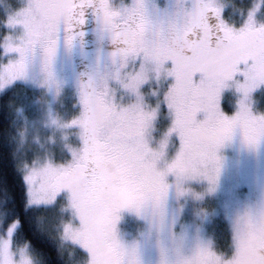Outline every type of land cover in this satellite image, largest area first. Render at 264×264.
Instances as JSON below:
<instances>
[{"label":"rangeland","instance_id":"obj_1","mask_svg":"<svg viewBox=\"0 0 264 264\" xmlns=\"http://www.w3.org/2000/svg\"><path fill=\"white\" fill-rule=\"evenodd\" d=\"M33 3L0 0L1 25L28 19ZM188 30L185 20L170 21L139 63L119 70L112 43L93 38L94 84L86 93L68 52L59 54L50 81L39 77L31 86L32 108L22 126L26 138L18 137L21 162L26 153L35 155V166L55 176L41 200L51 205L46 208L62 226L63 239L87 252L79 264H123L124 249L132 247L138 248L140 264H160L161 238L175 243L186 264L202 250L220 257L214 264H243L249 257L232 251L238 236L247 233L253 243L264 238L253 227L264 216V137L245 134L249 113L264 116V88L259 83L245 88L237 75L250 67H239L244 53L264 54V40L233 35L216 48L200 38L189 46ZM133 79L144 86L131 87ZM228 126L234 132L221 147L217 138ZM88 128L92 142L89 133L85 137ZM185 152L199 159L202 174L183 192L174 191L162 210L144 192ZM217 156L222 168L213 184L208 172ZM90 159L96 162L91 172Z\"/></svg>","mask_w":264,"mask_h":264},{"label":"snow or ice","instance_id":"obj_2","mask_svg":"<svg viewBox=\"0 0 264 264\" xmlns=\"http://www.w3.org/2000/svg\"><path fill=\"white\" fill-rule=\"evenodd\" d=\"M31 9L28 19L0 25V119L3 120L0 138L8 144L17 137L21 141L26 138V126L17 127V122L31 111V86L39 77L51 80L61 52L71 53L86 47L93 38L103 44L110 41L116 48L111 57L117 70L133 60L139 63L140 55L154 45L158 31L163 38L164 26L172 20H185L188 35L196 31L202 42L211 48L227 44L233 35L264 40V0H239L238 3L237 0H34ZM244 55L239 67L244 68L246 64L250 67L237 73L244 87L255 88L259 83L260 88H264V54ZM76 75L82 80L87 76L83 88L85 93L91 91L92 76L84 72ZM137 85L144 86L142 81L133 79L130 86ZM150 120L151 116L147 115L146 123ZM249 120L246 136L264 137V116L249 113ZM233 132L232 126L226 127L217 143L224 146ZM13 159L16 161L14 155ZM221 160L217 156L208 172L213 184L219 177ZM34 161L35 155L26 153L22 165L16 162L22 210L14 190L7 185L0 189V264H15L16 256H24L32 244L49 245L39 222L29 213L33 208L51 206L44 203L41 196L55 176L50 175L49 169L36 167ZM88 164L91 172L96 162L90 159ZM199 174H202L199 159L191 152L182 153L167 175H161L145 190L144 197L164 210L173 192H183V186L195 183ZM253 227H258L264 237V216L254 222ZM17 237L31 239L25 249L14 253ZM232 251L237 256L249 257L243 264H264V238L253 243L247 233H243L232 245ZM124 256L123 264H140L138 248L124 249ZM219 260L220 257L202 250L192 264H214Z\"/></svg>","mask_w":264,"mask_h":264},{"label":"trees","instance_id":"obj_3","mask_svg":"<svg viewBox=\"0 0 264 264\" xmlns=\"http://www.w3.org/2000/svg\"><path fill=\"white\" fill-rule=\"evenodd\" d=\"M2 8L0 6V25L2 23ZM76 56L81 54V48L76 50ZM87 81L85 77L84 83ZM90 116L94 111V107L89 100L85 103ZM3 124V120L0 119V125ZM23 126V117L18 120L17 127ZM15 129H13L14 131ZM88 133L92 136L89 140L93 141V131L88 128L85 134L87 137ZM85 143H87L85 141ZM84 143V145H85ZM15 156L16 161L13 159ZM16 162L22 165L21 154L19 152V141L18 137L13 139L11 144H8L6 140L0 138V189H3L6 185L15 191L17 195L18 207L22 210V204H20V193H21V181L19 176L16 174ZM34 219L39 222V225L43 231L44 236L49 242L48 246H40L32 244L30 249L37 254L41 260V264H79V260L86 256V251L80 249L75 245L68 244L62 237V226L49 215L48 208H33L29 213ZM31 238L17 237L16 246H22L28 244Z\"/></svg>","mask_w":264,"mask_h":264},{"label":"clouds","instance_id":"obj_4","mask_svg":"<svg viewBox=\"0 0 264 264\" xmlns=\"http://www.w3.org/2000/svg\"><path fill=\"white\" fill-rule=\"evenodd\" d=\"M260 200L262 204H264V191H261L260 193ZM158 229L161 233L165 231L162 210L160 211V223L158 225ZM161 241L160 264H186L184 256L181 254L174 242L165 243L163 238H161ZM25 261H27V264H41V260L38 258L37 254L30 248L25 250L23 261L21 262L20 260H17L15 264H25Z\"/></svg>","mask_w":264,"mask_h":264},{"label":"flooded vegetation","instance_id":"obj_5","mask_svg":"<svg viewBox=\"0 0 264 264\" xmlns=\"http://www.w3.org/2000/svg\"><path fill=\"white\" fill-rule=\"evenodd\" d=\"M184 40L189 44V46H193V44L199 40L198 33L196 34V32L193 30L192 35L189 36L188 31H187L184 34ZM94 45H95V41H94V39H91L90 42H88V46L81 48V54L78 56L75 55L77 69L79 70V72H84V73L90 74L89 70L92 67L91 59H92V56L94 54L93 53L94 50H91V49L93 48ZM77 51H78V49H77ZM76 53L77 52H75V54ZM85 77H87V76H85ZM84 79L82 80L81 78H79V83L82 87L84 84ZM91 95H92V99L94 101V95L92 93H91ZM87 100L89 101V98H87ZM84 143H85V141H84ZM84 143H83V146H84ZM93 183H94V181L90 182L89 186L91 187V191L94 192L95 187L93 186Z\"/></svg>","mask_w":264,"mask_h":264},{"label":"bare ground","instance_id":"obj_6","mask_svg":"<svg viewBox=\"0 0 264 264\" xmlns=\"http://www.w3.org/2000/svg\"><path fill=\"white\" fill-rule=\"evenodd\" d=\"M94 59H95V53L93 54L92 59H91L93 61L94 65H95V60Z\"/></svg>","mask_w":264,"mask_h":264},{"label":"crops","instance_id":"obj_7","mask_svg":"<svg viewBox=\"0 0 264 264\" xmlns=\"http://www.w3.org/2000/svg\"><path fill=\"white\" fill-rule=\"evenodd\" d=\"M66 242V241H65ZM76 246V245H75Z\"/></svg>","mask_w":264,"mask_h":264}]
</instances>
